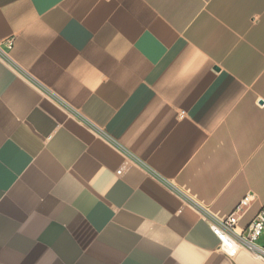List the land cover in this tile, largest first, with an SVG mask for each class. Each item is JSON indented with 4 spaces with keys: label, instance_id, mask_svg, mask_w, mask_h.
I'll list each match as a JSON object with an SVG mask.
<instances>
[{
    "label": "crops",
    "instance_id": "crops-1",
    "mask_svg": "<svg viewBox=\"0 0 264 264\" xmlns=\"http://www.w3.org/2000/svg\"><path fill=\"white\" fill-rule=\"evenodd\" d=\"M9 40L0 264H264L212 230L264 208V0H0Z\"/></svg>",
    "mask_w": 264,
    "mask_h": 264
},
{
    "label": "built area",
    "instance_id": "built-area-1",
    "mask_svg": "<svg viewBox=\"0 0 264 264\" xmlns=\"http://www.w3.org/2000/svg\"><path fill=\"white\" fill-rule=\"evenodd\" d=\"M12 48L13 40L7 41L5 49L0 46V55L10 60ZM240 218L238 213L227 217L212 216V230L220 240L221 249L229 257H235L240 250L244 249L264 261V248L258 245L260 238L264 235V208L246 230L239 231Z\"/></svg>",
    "mask_w": 264,
    "mask_h": 264
}]
</instances>
